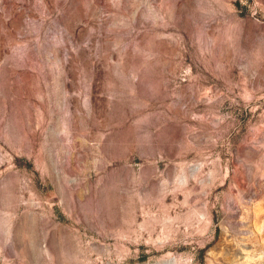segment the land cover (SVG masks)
I'll return each instance as SVG.
<instances>
[{"label": "rangeland", "instance_id": "374dc122", "mask_svg": "<svg viewBox=\"0 0 264 264\" xmlns=\"http://www.w3.org/2000/svg\"><path fill=\"white\" fill-rule=\"evenodd\" d=\"M0 264H264V0H0Z\"/></svg>", "mask_w": 264, "mask_h": 264}]
</instances>
